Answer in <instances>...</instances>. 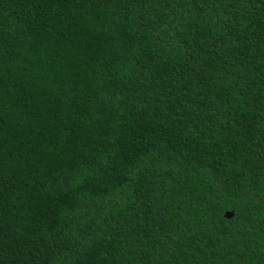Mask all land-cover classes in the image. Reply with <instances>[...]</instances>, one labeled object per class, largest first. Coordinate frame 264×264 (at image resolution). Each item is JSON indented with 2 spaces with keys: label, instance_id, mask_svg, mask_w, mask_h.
<instances>
[{
  "label": "trees",
  "instance_id": "trees-1",
  "mask_svg": "<svg viewBox=\"0 0 264 264\" xmlns=\"http://www.w3.org/2000/svg\"><path fill=\"white\" fill-rule=\"evenodd\" d=\"M0 264H264V0H0Z\"/></svg>",
  "mask_w": 264,
  "mask_h": 264
},
{
  "label": "water",
  "instance_id": "water-1",
  "mask_svg": "<svg viewBox=\"0 0 264 264\" xmlns=\"http://www.w3.org/2000/svg\"><path fill=\"white\" fill-rule=\"evenodd\" d=\"M233 215V212L232 211H224L223 212V216L225 217V218H230L231 216Z\"/></svg>",
  "mask_w": 264,
  "mask_h": 264
}]
</instances>
